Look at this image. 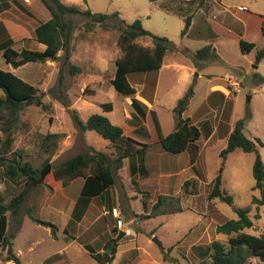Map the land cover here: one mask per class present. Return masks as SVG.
I'll list each match as a JSON object with an SVG mask.
<instances>
[{
  "label": "rangeland",
  "instance_id": "rangeland-1",
  "mask_svg": "<svg viewBox=\"0 0 264 264\" xmlns=\"http://www.w3.org/2000/svg\"><path fill=\"white\" fill-rule=\"evenodd\" d=\"M77 2L82 9H88L93 13H118L125 23H132L139 18L143 28L149 33L165 37L176 46L180 42L184 20L169 14L170 6L166 4L170 3L169 0H159L155 3L157 6H154L150 0H77ZM162 3L166 4L165 8L158 7ZM179 4L185 6L182 0H179ZM224 5L235 15L229 22L232 32L237 34L240 31L241 33L243 22L247 21L249 37L256 48L250 53L243 54L237 41H231L224 49L223 59L194 62L183 56L195 66L197 71L210 78L223 77L225 72H229L240 84L238 91L235 93L231 87L230 98L226 101L221 100L219 104L216 103L215 106L210 107L205 102L206 78L196 81L194 98L189 102L182 118L190 117L189 122L196 123L195 125L202 130V137L196 149H189L185 154L183 152L173 155L163 152L167 154L165 157L167 162L172 163L177 159L179 165L175 167L166 162L163 163L167 169L179 168V174L168 172L154 175L150 179L143 180L136 176L130 180L124 165V169L116 170L114 173L115 183L109 190V208H105V204H96L100 210L106 212L105 219H108L111 237H117L119 235L117 230L120 229L113 227L115 220L111 216V210L116 208L120 212L122 224L125 223V228L131 235L123 233L117 237L116 242H121L119 250H127L134 245L140 247L139 251L133 249L129 252V261L139 253V257L136 258L142 264H197L201 261V256L200 251L195 250V247L201 250L212 241L226 242L225 236L217 234L216 226L225 219H236L233 207L250 208L249 216L253 221V227L247 229V233L256 236L264 233V208L256 212L255 207L250 204L251 196L257 195V191H252L254 180L251 167L254 155L237 149L224 161L219 157L220 151L226 146L228 136H223L225 131L232 130L235 121L246 116L249 120L245 124L243 134L250 140L257 138L264 143V57L259 62L255 61L257 51L264 44V38L260 33L261 25L264 23V0H227ZM238 7H244L246 10L239 11ZM182 9L187 12L186 8ZM243 16L249 19L246 20ZM71 20L73 26L71 40L73 39L72 47L75 48L73 63L83 69V76L70 72L71 62L63 60L61 51L55 65L42 63L46 64L42 67L43 73L39 72V80L33 86L39 90L41 100L47 109L43 110L35 105L26 106L20 113L18 123L11 128L13 134L11 151L17 154V159L21 163L28 162L33 168L39 170L44 169L46 165L50 166L49 172L42 180L39 178L26 197L20 214L26 215L31 207L35 218L59 227L66 224L78 192L75 185L68 191H62L60 182H58L60 184L56 183L53 192L50 187L53 184L52 169L66 159L88 151L89 148L105 151L107 141L93 131L81 133L71 113L55 98L62 94L69 108L76 110L83 121L92 114H103L101 106L105 103H110L112 106V111L104 115L113 124L118 125V121H122L123 116L129 111L134 113L132 108L128 106L124 108L125 99L117 94L109 83V78L113 77L115 70L114 62L122 56L118 45L120 31L112 27L103 28L98 24H95L91 31H85L86 18L76 15ZM107 24L124 27L119 21L114 20L107 21ZM256 27L259 29L256 30ZM149 39L141 38L137 40V43L149 47L151 46ZM3 65L0 59V67ZM59 74L62 76L60 84L58 83ZM152 76H155L154 73H134L130 76V82L136 90H140L141 84L149 85L145 81L147 78L149 81ZM193 78L191 76L189 83L185 84L184 79L177 80L176 75L167 70L161 77L155 76V79H158L155 108L164 134H168L175 126L173 101L177 97L180 98L190 84L195 82ZM93 81L98 83L93 84ZM216 82L218 83L219 80ZM153 83L154 80L150 82V94ZM51 88H54L53 95L48 93ZM133 120L139 123L143 132H146L145 128L153 131L156 127L152 115L151 117L147 115L146 118L138 115L137 119ZM214 126L217 128V136L215 135L207 142ZM124 127L126 129V126ZM48 133L62 135L54 150H45L41 146L43 136ZM0 138L3 139L1 133ZM152 138L153 135H149V139ZM146 141L151 142L148 139ZM257 149L264 164V147L257 145ZM156 150L151 149V156L155 157ZM109 155H113L112 152ZM125 164L128 165V161ZM219 173L222 177V189L233 198V207L219 199L208 200L213 180ZM186 181L189 184L184 186ZM12 186L13 184L8 181V187ZM159 197L163 198V206L158 210L172 211L179 207L183 211L163 218L161 216L146 217ZM11 198V195L6 193L5 203ZM65 199L69 200L67 206L64 205ZM25 220L26 225L13 240L12 247L13 253L22 264H42L46 257L64 251L65 244L62 239L56 240L52 234L50 235L47 227L38 224L30 226L29 219L26 217ZM113 228L117 230L114 232ZM152 229L154 236L151 238L148 231ZM176 240H179V244L172 246L168 251L169 248L166 247ZM160 243L165 249L159 248ZM68 249H71V253L68 254V250L65 251L68 260L66 264H97L89 254L78 247V244ZM164 256H167L166 259L170 261H164ZM120 257L118 256L112 264H122L121 260L125 255ZM54 260L56 258L52 261ZM128 260L123 263L127 264ZM0 264H13L12 261H7L4 249H0ZM252 264L264 263L253 260Z\"/></svg>",
  "mask_w": 264,
  "mask_h": 264
},
{
  "label": "trees",
  "instance_id": "trees-1",
  "mask_svg": "<svg viewBox=\"0 0 264 264\" xmlns=\"http://www.w3.org/2000/svg\"><path fill=\"white\" fill-rule=\"evenodd\" d=\"M50 14V19L37 24L32 32L33 39L45 46L43 52L21 50L17 52L10 45L12 41H8L2 48V57L5 63L13 69H17L27 63H45L47 61L58 60L59 52H63V60L69 59L70 40L72 37V17L82 16L86 18L84 22V30L91 31L95 24L103 28L112 27L120 31L118 45L122 52V56L114 62V76L109 81L114 91L122 97H132L131 106H142L133 98L136 91L128 82V75L132 73L154 72L161 68L163 58L168 51H177V48L165 37H159L146 31L139 19H135L132 23H125L120 19L118 13L101 14L93 13L90 10H80L74 5H65L62 0H40ZM119 21L124 27L117 24L109 26L107 21ZM189 18L185 20L180 36L183 37L189 27ZM260 32L264 38V23H262ZM148 37L151 40V46H141L137 43L138 39ZM255 43L239 40V48L243 54L250 53L255 49ZM183 55L194 62L199 60H216L217 56L213 53L210 46L204 47L195 53L188 50L180 51ZM264 57V45L257 51L255 61L259 62ZM71 73H79V68L70 65ZM62 82V76L59 74L58 83ZM194 83L190 84L183 96L179 98L173 108V114L176 117L174 129L165 137L159 136L154 144L146 142H138L132 137L124 136L121 127L112 124L109 119L102 114H92L85 122H83L77 114V111L70 109L69 104L60 94L57 98L72 116L73 121L77 125L79 131H93L102 139L109 143L114 158L107 153L96 151L89 148L84 153L75 156L57 164L52 169V177L55 181L60 182L63 187L67 186L76 178H83L84 185L81 189V196L85 198L100 197L106 190L110 189L115 183L114 173L122 164V160L131 157H139L143 160L145 151L151 147L157 149V153H169L178 155L189 149H196V145L202 137L200 127L189 122L188 118H182V114L194 95ZM50 95L54 94V88L48 90ZM62 95V96H61ZM35 105L43 110L47 106L43 104L39 90L13 73L0 69V168L3 177L14 186H22L21 191L5 203L0 196V249L6 251L7 261L13 264H22L13 253V240L19 232L22 225V216L20 214L22 204L32 190L33 186L40 178L41 170L33 168L28 162L21 163L17 159V154L11 151L13 125L18 123L19 116L26 106ZM103 112H110L112 106L105 103L101 106ZM249 117L238 119L229 133L226 146L220 151L219 157L224 161L226 157L233 151L239 149L243 153L254 155L251 167V175L254 180L252 191H257V195H252L250 204L255 207L256 212L264 207V164L259 155L257 145L264 147L259 139L250 140L243 134V130ZM157 130L159 124L155 119ZM140 131H143L140 129ZM209 132V131H208ZM207 132V133H208ZM206 135V134H205ZM62 138L61 134L48 133L43 136L41 146L45 150H54L57 142ZM9 155V157H6ZM48 162H46L47 164ZM141 173L144 172V166H139ZM134 173V171H131ZM189 182H184V186ZM162 197L152 206L149 218L163 214L179 213L183 210L176 208L172 211L158 210L163 206ZM219 199L233 207V198L222 189L221 173L216 175L213 180L211 191L208 194V200ZM236 219L223 220L216 226L217 234L225 236L226 242L212 241L201 250L199 247L194 249L200 251L201 261L197 264H248L251 259L257 258L264 262V233L256 236L246 232L247 229L253 227L249 213L250 208H235ZM28 218L35 224L50 228L53 237L56 236V226L47 221H42L33 216V208H29L26 212ZM259 218V214H256ZM8 228L6 230V226ZM116 231V228L113 230ZM117 243L113 238L106 240L103 252L95 253L89 246H85V250L89 256L94 259L97 264H112ZM171 249V248H170ZM168 249V251L170 250ZM164 256V261L169 262ZM56 256H52L45 260L44 264H48ZM176 261V260H175ZM127 264H142L138 262L136 256Z\"/></svg>",
  "mask_w": 264,
  "mask_h": 264
},
{
  "label": "crops",
  "instance_id": "crops-1",
  "mask_svg": "<svg viewBox=\"0 0 264 264\" xmlns=\"http://www.w3.org/2000/svg\"><path fill=\"white\" fill-rule=\"evenodd\" d=\"M28 1H29L28 3H25L22 0H0V59L4 63V65L0 68H2L1 70L9 71L13 73L14 75H16L17 77H19L20 79H22L23 81H25L26 83L30 85H35L37 83V80H39V76H38L39 72H42L43 70L42 67H45L46 64L55 65L57 61H47L46 64L27 63L17 69H13L11 66L5 63L2 57V48L6 45L8 41H12L10 47L17 52H20L23 49L29 50V51L43 52L45 49V46L43 44L37 43L33 39L32 32L35 26L39 24L38 20H41L42 22L47 21L50 19V14L48 10L44 7V5L41 3L40 0H28ZM150 1L154 6H157L155 3H157L159 0H150ZM169 1L170 3H166L167 6H170L168 8L169 14H173V15H176L182 18L184 20V24H185V20L189 18L190 20L189 27H188L186 34L183 37L180 36V42H178V45L177 46L175 45V47L177 48V51L166 52L163 58L161 68L154 72H145V73H154L156 78H159L161 77L162 73L165 70H167L171 74H175L177 80L184 79L185 84H188L189 79L191 78V76H193L194 77L193 79L195 80V86H196V81L200 80L201 78H206L205 102L208 103V105L211 107L212 105L215 106L216 103L219 104L221 100L226 101L227 98L231 97L229 96L231 92V87H233L235 93L238 91V88L240 86L239 82L229 72H225L223 77L210 78V76L202 75L201 72L197 71L195 66L187 58H185V56H183V54L180 51L188 50L190 53H195L196 51L204 47L210 46L211 50L217 56V58L223 59L224 49L226 45L228 46L229 43H231V41H237L238 46H239V40H244L246 42H253L251 41L252 39H250L251 37H249L250 36L249 26L247 24V21L243 22V28H242L241 33L240 31H238L239 33L237 34L232 32V29L229 26L230 25L229 22L233 19V17H235V15L231 13L230 10H228L226 6L224 5L227 0H182V4H185V6H182L181 4H179V0H169ZM62 2L65 5L77 6L80 10H86V9L81 8L77 0H62ZM166 4H163V3L159 4L158 7L165 8L164 6ZM183 7L186 8L187 12H185L182 9ZM250 15H255V14L250 13ZM250 15H248V17L251 18ZM243 17L246 18L245 16ZM248 17L246 18V20L249 19ZM258 29L259 28L256 27V30ZM238 34L240 35L238 36ZM145 38H148V37H145ZM80 39H83V38L80 37ZM248 39L250 40L248 41ZM72 41L73 39L71 40V43H70V52H69L68 61L71 62L70 65H73L79 68L78 65H75L73 63V56H74L75 48L72 47L73 46ZM58 57H60V52L58 54ZM54 69H56V67ZM83 73H84L83 69L79 68L78 74L80 77L83 76ZM130 76L131 74L128 75L127 77L128 82L135 89V87L130 82ZM155 76H152V78L149 81H147L148 78L146 79L145 82H148L149 84L148 86L146 84H144V86L141 84L142 87L140 90L135 89L136 93L133 96V98L137 100L139 103H141L144 107L140 105L139 106L136 105L135 107H132L131 106L132 97H126V98L123 97L125 99L124 108L125 106H128L129 108L133 109L134 113L132 111H129L128 113H126L125 116H123L122 121H118L119 123H117L118 124L117 126L121 127V129L123 130L124 136L132 137L140 143L142 142L148 143L146 141V139H148L149 142L151 141L148 144H154L155 140H158L159 136L165 137L167 135V134H164L162 131L161 124L158 119V114L155 108L156 100H157L156 99L157 98L156 89L158 86L157 85L158 79H155ZM112 78L113 77H110L109 81ZM153 80H154L153 90H152V93L150 94L149 86L151 85L150 82ZM216 80H219V82L217 83ZM232 82L237 83L238 87H234L232 85ZM94 83H98V82L93 81V84ZM86 84L88 85L90 83H86ZM214 94H218V95H214ZM193 98H194V95L192 99ZM178 99L179 97H177V99L173 101L174 105H172V109L176 105V102ZM192 99L190 101H192ZM102 113H103L102 115H104L109 112H103L102 110ZM138 115L139 117L145 116V118L147 115H149L150 117L152 115L154 120L157 119V122L159 124V130H157V128L155 127L153 131L150 130L149 128H145L146 132L140 131L141 127L139 126V123L133 120V119H137ZM186 118L189 119L190 117H186ZM192 124L195 125L196 123L192 122ZM124 126H126V129ZM216 129L217 128L214 126L213 129L211 130L210 135L208 136L207 142L211 138H213L215 135L217 136ZM230 132H231L230 129L226 130L225 135L223 136L227 137ZM149 135H153V138L149 139ZM152 148H154V151H155V147H151L147 149L143 155L142 161L137 156L122 160V164L118 170H121L122 168L124 169V165H125V170H126V173H128V176H130L129 177L130 180L136 176L140 177L143 180L150 179L154 175H158L160 173H168V172L179 174V168L167 169L166 165H164L163 163V162H166L170 166L175 167V165H179V163L177 162V159H175V161L172 163L167 162L165 158L167 154H163V153L156 154L155 157H153V155L151 156L150 154V151ZM100 152H105L109 154L112 152V150L109 149L108 142H107V146L105 147V151H100ZM185 153H187V151L184 152L183 154ZM197 155H200V154H197ZM109 156L111 158H114V155H109ZM127 161H128V165L125 164L127 163ZM139 166H144L143 173H141V170H139ZM131 171H134V173H131ZM52 180H53V184H51L50 187L52 188V191H53L54 190L53 188L56 186V183L58 182L55 181L53 177H52ZM73 185H75V189L78 192V197L73 202V208L71 209L69 213L66 224L63 227H59L55 225L57 228L55 238L56 240L62 239V241L65 244L64 251L62 250L59 253H55V254H52L46 257L42 261V264H44L46 259L52 256H56V260L51 261L48 264H59L61 262L63 264L68 263L65 251L68 250V254H70L71 249H68V247L71 248L72 245L74 244H78V247L83 249L87 254L88 252L85 250L84 248L85 246H89L95 253H101L103 252V247L107 239L113 238L116 241L118 239L117 237H119V235L123 233H125V235H128V236L131 235V234H128L125 228V223H124L119 230L116 229L117 232L119 231V235L117 237L115 236L111 237L109 224L107 223L108 219H105L106 212L100 210L96 205L97 203L105 204V208L106 207L109 208L108 201L110 199V196H109L110 189L106 190L100 197L85 198V197H82L80 194L81 189L84 185L83 178H76L65 187H63L60 184V186L63 187L62 191H68V189ZM21 189H22V186L13 185L12 187H8V182L3 177L2 169L0 168V196L3 198V200L5 198L6 193H9L11 197H14L16 194H18L21 191ZM64 201H66V199ZM68 202L69 200H67L64 203V205L67 206ZM173 214H177V213H173ZM173 214H163V215H158L156 217L161 216L163 218L166 215L171 216ZM90 215H92V217H90ZM26 217L28 218L27 215L22 216L21 228L19 232L16 234L14 239L17 238L18 234H20L21 230L26 225V222H25ZM87 219H88V223L85 224ZM29 221H30L29 223H31L30 226L35 225V223L32 222L30 219ZM113 227H116V226H113ZM7 228H8V225L6 226V230ZM114 229L115 228H113V230ZM47 230L49 231L51 235L50 229L47 228ZM152 230L148 231V234H151V238L154 236V230L153 231ZM120 243H121L120 241L117 243V249H116L114 260L118 256L122 257V255L123 256L125 255L123 260H121L122 264H125L123 262L128 260L129 252L133 249H136L137 251H139L140 247H136V245H134V247L132 248L120 251L119 250ZM177 244H179V240H176L174 243L167 246L166 248L170 249L172 246L177 245ZM158 245H159V248L165 249V247L161 243ZM136 257L137 258L139 257V253L136 255ZM253 260H259V259L257 258L251 259L249 263L252 264Z\"/></svg>",
  "mask_w": 264,
  "mask_h": 264
},
{
  "label": "built area",
  "instance_id": "built-area-1",
  "mask_svg": "<svg viewBox=\"0 0 264 264\" xmlns=\"http://www.w3.org/2000/svg\"><path fill=\"white\" fill-rule=\"evenodd\" d=\"M22 1L25 2V3L29 2L28 0H22ZM238 10L239 11H241V10L243 11V10H246V9L244 7H238ZM232 85L234 87H238L237 83H235V82H232ZM111 216L113 217V219H115L116 228H118V229L121 228L123 224H122V219H121L119 211L117 209L113 208L111 210Z\"/></svg>",
  "mask_w": 264,
  "mask_h": 264
},
{
  "label": "water",
  "instance_id": "water-1",
  "mask_svg": "<svg viewBox=\"0 0 264 264\" xmlns=\"http://www.w3.org/2000/svg\"><path fill=\"white\" fill-rule=\"evenodd\" d=\"M50 170V166L49 165H46L44 167V169L41 170L40 172V180H42L44 178V176L49 172Z\"/></svg>",
  "mask_w": 264,
  "mask_h": 264
}]
</instances>
